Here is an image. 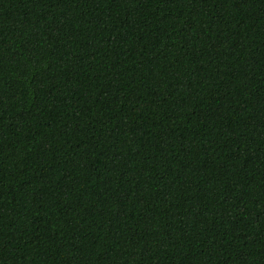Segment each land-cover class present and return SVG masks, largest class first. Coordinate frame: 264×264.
Returning <instances> with one entry per match:
<instances>
[{
  "label": "trees",
  "instance_id": "trees-1",
  "mask_svg": "<svg viewBox=\"0 0 264 264\" xmlns=\"http://www.w3.org/2000/svg\"><path fill=\"white\" fill-rule=\"evenodd\" d=\"M0 264H264V0H0Z\"/></svg>",
  "mask_w": 264,
  "mask_h": 264
}]
</instances>
